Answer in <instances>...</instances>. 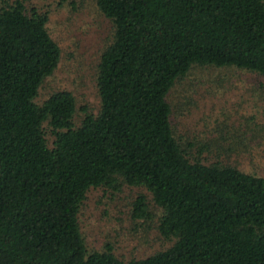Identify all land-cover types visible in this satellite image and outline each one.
<instances>
[{"label":"trees","instance_id":"16d2710c","mask_svg":"<svg viewBox=\"0 0 264 264\" xmlns=\"http://www.w3.org/2000/svg\"><path fill=\"white\" fill-rule=\"evenodd\" d=\"M90 1L109 22L96 113L68 88L37 100L61 58L51 4L0 0V264H264V176L191 155L210 144L176 128L169 100L194 66L264 86V0ZM123 185L146 191L130 217L166 241L128 260L80 220L89 193Z\"/></svg>","mask_w":264,"mask_h":264},{"label":"rangeland","instance_id":"374dc122","mask_svg":"<svg viewBox=\"0 0 264 264\" xmlns=\"http://www.w3.org/2000/svg\"><path fill=\"white\" fill-rule=\"evenodd\" d=\"M43 2L51 4L49 28L60 44L61 58L37 100L56 88H68L74 91L77 103L96 113L99 100L94 71L107 41L109 22L90 0H77L74 10L66 3ZM257 81L250 73L230 68L194 66L176 83L169 95L176 128L192 141L210 144L200 151L193 146L191 155L264 176V86ZM139 193L146 191L126 185L115 195L101 190L89 193L80 220L91 247L109 243L119 258L128 260L166 243L154 221L130 217L132 201Z\"/></svg>","mask_w":264,"mask_h":264}]
</instances>
